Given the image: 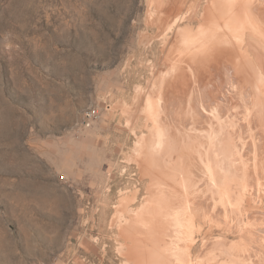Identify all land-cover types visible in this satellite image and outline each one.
<instances>
[{
  "label": "rangeland",
  "instance_id": "1",
  "mask_svg": "<svg viewBox=\"0 0 264 264\" xmlns=\"http://www.w3.org/2000/svg\"><path fill=\"white\" fill-rule=\"evenodd\" d=\"M212 1L0 0V264H264V144L216 163L186 130L205 76L184 104L172 87Z\"/></svg>",
  "mask_w": 264,
  "mask_h": 264
},
{
  "label": "bare ground",
  "instance_id": "2",
  "mask_svg": "<svg viewBox=\"0 0 264 264\" xmlns=\"http://www.w3.org/2000/svg\"><path fill=\"white\" fill-rule=\"evenodd\" d=\"M216 1L213 0L210 7L209 5L207 6L209 9L207 8L203 23L197 31H194L189 27L182 30L179 29L176 33V53L173 55L175 80L172 87L174 88L176 102L180 105L183 102L184 97L189 95L190 90H187L189 78L192 77L193 79L194 76H197L198 78V74L194 76H190V74L201 72L205 76V81L202 82V84H204V82L205 84L199 93L197 91L199 102L197 105L193 104L194 107L192 108V113L189 112L191 116L185 121L187 122L186 130L201 131L204 129V131H206L208 147L209 149H212L211 152L215 157V159H212L219 164V158H229L230 161H234L236 158L243 157V151L239 149L240 147L237 148L240 144L239 142H244L243 146L245 143L248 144L249 142H252L251 144H253V146L256 144H264V0ZM175 3L174 12L176 15H173L174 24L178 25L182 20L192 18V16L189 17V15L193 14L191 13L193 11L191 8H188L185 12L182 4ZM167 12L169 13V11ZM197 78L195 77L196 80ZM194 80L193 83L196 81ZM236 82L238 86H240L242 93L245 94L242 95V102H248H245L246 106H243L245 109H241L243 107L239 106V103L242 102H239V97L236 96L234 90L230 88L237 87L235 84ZM199 83L197 80V84ZM194 89L196 90V88ZM228 89H231V92H229ZM232 91L234 93H232ZM190 96L191 98L192 96L194 97V95ZM175 99L173 100L175 101ZM185 102L187 105V101ZM180 108L178 107V109H176L177 112L180 111ZM185 110L187 109L184 108L183 111ZM174 112L175 110L172 113ZM181 112L182 111H180L179 114ZM176 118L178 119L177 116ZM177 119L176 123L178 122ZM191 133L192 132H190V134ZM189 137L191 140L189 141L190 143L192 142L193 144H196L200 141L198 135H189ZM250 145L248 144V146ZM209 171L212 186H216L215 188L221 189L224 193L227 187L225 185L226 180L220 181L217 178L218 175L213 167L210 168ZM198 177L195 176V179L194 177L193 179L196 180ZM200 179L202 178H199V180ZM185 181L187 180L185 179ZM191 186H193L192 183L190 187ZM192 189L194 191L198 190L194 187ZM190 191L192 190L190 189ZM157 194L160 195V193ZM157 194L156 199H154L155 197L153 198L154 202L161 208L163 206H171L169 208L174 210L175 218H177V216L179 217V211L182 207L181 205L184 204L179 203L180 205H177L176 203L171 202L170 198L163 193L160 196L164 197H160L159 195V197H157ZM196 203L197 202L194 201V204ZM154 207H156V205ZM165 209L167 210V208ZM168 210L167 212L165 210L162 211L163 213L166 212L169 214L170 212L168 213ZM154 211L155 210H153V212ZM156 213L159 214L158 211ZM159 223L161 222L159 221ZM184 224H186V222ZM199 231H201V228ZM176 232L178 238L180 234L185 233L180 228H178ZM177 249V247L174 248V250Z\"/></svg>",
  "mask_w": 264,
  "mask_h": 264
},
{
  "label": "built area",
  "instance_id": "3",
  "mask_svg": "<svg viewBox=\"0 0 264 264\" xmlns=\"http://www.w3.org/2000/svg\"><path fill=\"white\" fill-rule=\"evenodd\" d=\"M97 111L96 109H89L88 113H87V124L90 125L91 124V120L96 116Z\"/></svg>",
  "mask_w": 264,
  "mask_h": 264
}]
</instances>
